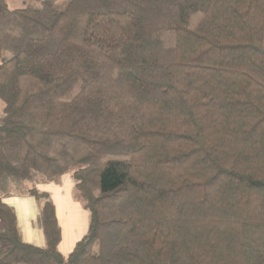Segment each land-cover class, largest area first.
Wrapping results in <instances>:
<instances>
[{"label": "trees", "instance_id": "obj_1", "mask_svg": "<svg viewBox=\"0 0 264 264\" xmlns=\"http://www.w3.org/2000/svg\"><path fill=\"white\" fill-rule=\"evenodd\" d=\"M0 100V264H264V0H0ZM71 170L65 258L38 186Z\"/></svg>", "mask_w": 264, "mask_h": 264}, {"label": "crops", "instance_id": "obj_2", "mask_svg": "<svg viewBox=\"0 0 264 264\" xmlns=\"http://www.w3.org/2000/svg\"><path fill=\"white\" fill-rule=\"evenodd\" d=\"M2 108H4V105ZM41 192L48 193L56 207V216L62 233L58 249L67 258L74 250L76 244L86 236L91 221L90 213H88V217L74 202L72 197L81 202L75 194H69L70 197H68L67 193L63 191H59L55 195L50 194L45 189L41 190ZM3 202L14 210L23 241L37 247H46L47 241L41 226L43 201L30 195H13L3 198ZM82 206L87 210L83 203ZM3 226L4 222L0 216V229ZM1 248L0 246V250Z\"/></svg>", "mask_w": 264, "mask_h": 264}, {"label": "rangeland", "instance_id": "obj_3", "mask_svg": "<svg viewBox=\"0 0 264 264\" xmlns=\"http://www.w3.org/2000/svg\"><path fill=\"white\" fill-rule=\"evenodd\" d=\"M7 2L11 9H21L31 4L33 0H7ZM2 107L3 103L0 101V115L3 114ZM73 173L74 170H71L67 174L62 176L57 182H51L49 184L40 185L38 186V189L40 191L45 189L47 190V192L53 195L57 194L59 191H63L64 193H67L68 197H70L71 194H75L76 196H78V192L75 190L76 181L73 177ZM31 185L32 184H30V186ZM72 199L81 208V210H83L88 215L89 212L83 208L82 202H78L75 197H72Z\"/></svg>", "mask_w": 264, "mask_h": 264}]
</instances>
